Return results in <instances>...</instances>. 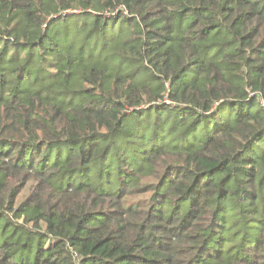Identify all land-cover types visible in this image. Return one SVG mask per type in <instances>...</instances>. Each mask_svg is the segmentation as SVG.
<instances>
[{"label": "trees", "instance_id": "16d2710c", "mask_svg": "<svg viewBox=\"0 0 264 264\" xmlns=\"http://www.w3.org/2000/svg\"><path fill=\"white\" fill-rule=\"evenodd\" d=\"M0 264H264V0H0Z\"/></svg>", "mask_w": 264, "mask_h": 264}, {"label": "rangeland", "instance_id": "374dc122", "mask_svg": "<svg viewBox=\"0 0 264 264\" xmlns=\"http://www.w3.org/2000/svg\"><path fill=\"white\" fill-rule=\"evenodd\" d=\"M31 185V183H28V185L24 188L20 196L18 197L15 206L17 207L22 201H24L29 196L28 188Z\"/></svg>", "mask_w": 264, "mask_h": 264}, {"label": "built area", "instance_id": "2783aa9c", "mask_svg": "<svg viewBox=\"0 0 264 264\" xmlns=\"http://www.w3.org/2000/svg\"><path fill=\"white\" fill-rule=\"evenodd\" d=\"M165 103L169 104V102H168V101H165Z\"/></svg>", "mask_w": 264, "mask_h": 264}]
</instances>
